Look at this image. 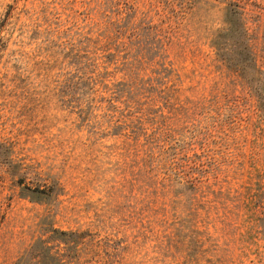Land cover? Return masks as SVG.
<instances>
[{
  "label": "rangeland",
  "instance_id": "rangeland-1",
  "mask_svg": "<svg viewBox=\"0 0 264 264\" xmlns=\"http://www.w3.org/2000/svg\"><path fill=\"white\" fill-rule=\"evenodd\" d=\"M0 264H264V0H0Z\"/></svg>",
  "mask_w": 264,
  "mask_h": 264
}]
</instances>
